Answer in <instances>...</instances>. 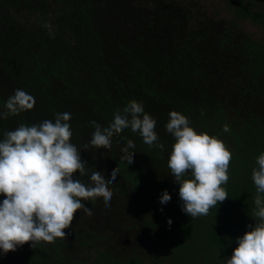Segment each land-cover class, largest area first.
<instances>
[{"label": "trees", "instance_id": "obj_1", "mask_svg": "<svg viewBox=\"0 0 264 264\" xmlns=\"http://www.w3.org/2000/svg\"><path fill=\"white\" fill-rule=\"evenodd\" d=\"M226 4L262 36L191 16L188 6L168 0H0V112L16 89L35 98L31 110L0 117V140L21 123L54 122L67 112L70 142L86 163L74 178L87 186L92 172L110 179L118 168L108 206L103 197L82 200L92 215L77 210L63 238L0 249V264H219L231 257L237 238L257 223L252 170L264 152V0ZM132 100L155 119L157 141L149 146L129 127L114 133L110 148L91 146L92 122L108 127ZM173 110L232 153L222 185L228 198L206 216L182 211L168 168ZM129 140L131 164L122 159ZM164 191L171 199L162 204ZM119 218L129 234H115ZM132 231L154 248L146 251Z\"/></svg>", "mask_w": 264, "mask_h": 264}, {"label": "clouds", "instance_id": "obj_2", "mask_svg": "<svg viewBox=\"0 0 264 264\" xmlns=\"http://www.w3.org/2000/svg\"><path fill=\"white\" fill-rule=\"evenodd\" d=\"M51 31V25L45 24ZM35 98L24 90L16 89L6 101V112L0 117L17 115L31 110ZM70 113H57L55 121L44 120L39 124L21 123L15 130L4 133L0 140V249L4 253L15 251L17 246L32 242H54L63 238L79 209L92 215L82 200L103 197L106 206L112 198L109 184L116 181L118 168L106 179L100 171L90 175V185L74 178V173L84 175L85 162L77 147L70 142L72 131L68 121ZM90 145L96 148L111 147V137L125 128L139 132L149 146L157 141L154 131L156 121L145 113L142 104L130 101L123 111L117 109L113 121L103 129L95 121ZM166 130L175 138L168 159V168L179 183L182 211L192 218L206 216L210 208L228 198L222 185L229 180L228 169L232 153L225 143L206 132H197L189 120L177 111H170ZM230 129L228 125L224 132ZM88 144L84 145L87 150ZM135 145L131 140L122 149L128 164L133 163ZM162 147V146H161ZM258 167L252 170V180L257 195L254 198L253 217L257 223L251 231L238 237V246L226 264H264V152L256 160ZM170 194L164 191L160 202H169ZM171 219L168 224L171 225Z\"/></svg>", "mask_w": 264, "mask_h": 264}, {"label": "rangeland", "instance_id": "obj_3", "mask_svg": "<svg viewBox=\"0 0 264 264\" xmlns=\"http://www.w3.org/2000/svg\"><path fill=\"white\" fill-rule=\"evenodd\" d=\"M168 2H177L184 7H189V11L192 15L201 14L209 19H219L225 24L232 26L233 28L245 32L251 33L254 38H260L262 33L260 29L249 20H235L234 13L229 10L227 6V0H168ZM197 14V15H198ZM124 224L123 219L116 220L114 225L115 234H129V231L122 228ZM255 225H253V228ZM131 231V230H130ZM131 235L136 236L140 245H142L146 251H150L154 248L153 242L144 235H139L137 232L132 231ZM225 259L224 261H226ZM224 261H220L221 264ZM226 264V262L224 263Z\"/></svg>", "mask_w": 264, "mask_h": 264}]
</instances>
